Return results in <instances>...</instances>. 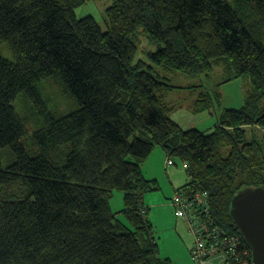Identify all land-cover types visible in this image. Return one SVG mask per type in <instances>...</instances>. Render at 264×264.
I'll return each instance as SVG.
<instances>
[{
	"label": "trees",
	"instance_id": "trees-1",
	"mask_svg": "<svg viewBox=\"0 0 264 264\" xmlns=\"http://www.w3.org/2000/svg\"><path fill=\"white\" fill-rule=\"evenodd\" d=\"M86 1L0 0V264H173L146 217L145 193L160 187L142 168L156 147L188 173L178 195H206V211L177 219L192 230L198 214L205 240L218 227L249 250L230 209L264 188V0H112L106 30L76 17ZM141 32L160 44L158 67L244 81L243 105L210 132L182 128L166 102L175 87L134 64ZM45 82L74 102L57 114L77 109L53 114ZM208 92L196 112L212 108Z\"/></svg>",
	"mask_w": 264,
	"mask_h": 264
},
{
	"label": "rangeland",
	"instance_id": "rangeland-1",
	"mask_svg": "<svg viewBox=\"0 0 264 264\" xmlns=\"http://www.w3.org/2000/svg\"><path fill=\"white\" fill-rule=\"evenodd\" d=\"M232 1V0H229ZM112 0H87L86 3L75 9V14L78 19H82L88 16H92L101 25L103 30H106V18L107 9L112 5ZM140 40L138 51L135 56L134 64H142L143 69L150 70L154 75H160L166 78L172 87H175L170 91L166 97V102L173 109L170 116L175 121L176 119L185 130L198 129L200 131L210 132L218 123L221 112L225 108H239L243 104L244 97V81L237 79L231 83L221 84L223 82L222 69L217 68L212 73L203 74L198 76L186 75L177 70H165L164 68L155 65L153 60L149 57L151 52H156L160 48V44L148 39L146 35L141 32L138 34ZM45 97L48 99V106L50 111L56 116L68 115L74 112L76 108L67 114H57L58 112H68L74 108V102L72 99L61 91L52 82H45L43 85ZM214 98L213 106L210 110L203 112H196L197 104L200 106L203 104L205 91ZM216 94L221 95V102L218 103ZM55 112V113H54ZM176 122V121H175ZM178 124V123H177ZM153 163L156 165L161 164L160 158H167V154L162 147H156L151 155ZM149 158V159H150ZM148 159V160H149ZM175 162L180 166V160L176 159ZM177 167V166H174ZM149 165H145V169L148 171ZM165 170V164L156 167V174L162 178L160 170ZM145 177L147 173L144 174ZM146 179V178H145ZM150 180V179H146ZM163 181V180H162ZM161 181V182H162ZM170 183V179L167 180ZM168 185L163 186V192L159 195V192H147L145 198L150 197L145 201L148 207H151V213H147V219L151 221L155 227V233L157 241L159 243L160 255L162 257L169 256L172 259L173 264H196L189 251V235L188 232L182 231L180 236L176 229L175 224V207L172 206L171 197L174 191H171L170 198L166 200V189ZM159 196L163 198L159 200ZM166 198V199H165ZM112 209L115 212L120 211L123 208V193L115 192L113 196ZM166 203V204H164ZM174 207V208H173ZM117 216L124 222L126 219L121 213H117ZM191 234L192 247L195 246L196 234L192 230H188ZM195 236V238H194ZM205 264V260L198 261Z\"/></svg>",
	"mask_w": 264,
	"mask_h": 264
},
{
	"label": "built area",
	"instance_id": "built-area-1",
	"mask_svg": "<svg viewBox=\"0 0 264 264\" xmlns=\"http://www.w3.org/2000/svg\"><path fill=\"white\" fill-rule=\"evenodd\" d=\"M169 165L172 162H168ZM175 207H178L177 215L180 218L186 216L184 208H195L197 212L206 211L208 208L206 195L201 193H195L192 197H185L184 195H178L174 197ZM192 231L196 234V243L193 248L192 255L196 260L202 261L210 257H215L218 253H224L228 257L230 264H235L233 261H241L239 258H249V250L242 249L241 239L231 236H222L218 227H213L207 236V240L204 239L205 225L199 221V215H194L192 221ZM249 260V259H248ZM242 264H249L248 262H241Z\"/></svg>",
	"mask_w": 264,
	"mask_h": 264
},
{
	"label": "water",
	"instance_id": "water-1",
	"mask_svg": "<svg viewBox=\"0 0 264 264\" xmlns=\"http://www.w3.org/2000/svg\"><path fill=\"white\" fill-rule=\"evenodd\" d=\"M230 217L250 250L251 264H264V188H246L232 199Z\"/></svg>",
	"mask_w": 264,
	"mask_h": 264
},
{
	"label": "crops",
	"instance_id": "crops-1",
	"mask_svg": "<svg viewBox=\"0 0 264 264\" xmlns=\"http://www.w3.org/2000/svg\"><path fill=\"white\" fill-rule=\"evenodd\" d=\"M244 98V97H243ZM244 100V99H243ZM243 103V102H242ZM243 105V104H242ZM241 105V106H242ZM240 108V107H239ZM176 121V123H178L180 125V123L174 119ZM181 127H183L182 125H180ZM198 130V129H197ZM200 131V130H199ZM202 132H206V131H202ZM167 154V153H166ZM168 154H167V158L163 161L162 158H160L161 160V164H158L156 165L155 163H153L152 161V158H150L149 160H147V162L144 164L143 168H142V171H143V174L147 173V176L144 177L146 179H150V180H156L158 181L159 183V187H160V192H159V195L162 194L163 192V186L164 185H168L167 189H166V200H168V198H170V195H171V191H174V194L173 196L171 197V199L174 198L175 194H177V191L179 189H182L186 186V184H188V179H189V176H188V173L185 169H183L181 166H178L177 163L175 162L174 165H169L168 162H169V159H168ZM165 164V170H160L159 172L162 173V178L161 176L159 177L157 174H156V167L157 166H160V168H162V164ZM148 164L149 165V168H148V171L145 169V165ZM174 166H177V167H174ZM170 179V183L167 182V180ZM163 180V181H162ZM162 181V182H161ZM150 197L152 196H147L145 198V201H147ZM170 199V200H171ZM159 200L162 201L163 198H161L159 196ZM172 202V200H171ZM166 204V203H164ZM173 206V205H172ZM174 208V207H173ZM176 209L174 210L175 211V214L176 212H178V207L176 206L175 207ZM151 207H149V212L151 211ZM120 212V211H118ZM117 213V212H116ZM121 213V212H120ZM151 213V212H150ZM176 217V215H175ZM177 219V217H176ZM175 224H176V229H177V232L180 236H182V231H186L188 232V235H189V251H191V248H192V245H193V242L191 241V234L189 233L188 230H191L189 229V225L184 221V220H180V219H177L174 221ZM195 238V236H194ZM196 239V238H195ZM195 243H196V240H195ZM194 248V247H193ZM191 255V253H190ZM192 257V261L194 259L193 255H191ZM166 258H170L168 255L165 256ZM171 259V258H170ZM172 260V259H171ZM195 261V259H194ZM193 261V262H194ZM196 264H202L201 262H196ZM205 264H230V262L228 261V257L224 254V253H218L215 255V257H210L208 259L205 260Z\"/></svg>",
	"mask_w": 264,
	"mask_h": 264
},
{
	"label": "bare ground",
	"instance_id": "bare-ground-1",
	"mask_svg": "<svg viewBox=\"0 0 264 264\" xmlns=\"http://www.w3.org/2000/svg\"><path fill=\"white\" fill-rule=\"evenodd\" d=\"M259 128V127H258ZM260 130H261V132L264 134V127L262 128V127H260L259 128Z\"/></svg>",
	"mask_w": 264,
	"mask_h": 264
}]
</instances>
